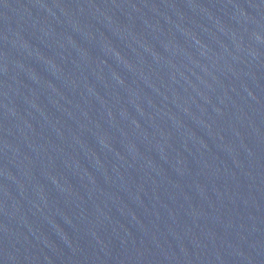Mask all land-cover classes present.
Segmentation results:
<instances>
[{"label": "water", "instance_id": "1", "mask_svg": "<svg viewBox=\"0 0 264 264\" xmlns=\"http://www.w3.org/2000/svg\"><path fill=\"white\" fill-rule=\"evenodd\" d=\"M0 264H264V0H0Z\"/></svg>", "mask_w": 264, "mask_h": 264}]
</instances>
